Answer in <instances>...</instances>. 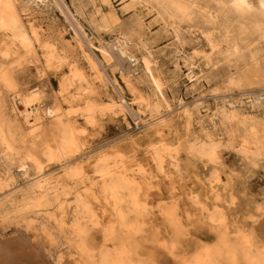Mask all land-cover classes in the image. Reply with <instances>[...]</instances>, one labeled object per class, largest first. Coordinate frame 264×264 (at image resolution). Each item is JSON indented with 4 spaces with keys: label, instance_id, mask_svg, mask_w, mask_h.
Returning a JSON list of instances; mask_svg holds the SVG:
<instances>
[{
    "label": "bare ground",
    "instance_id": "obj_1",
    "mask_svg": "<svg viewBox=\"0 0 264 264\" xmlns=\"http://www.w3.org/2000/svg\"><path fill=\"white\" fill-rule=\"evenodd\" d=\"M20 1L0 0V87L5 86L11 93L8 97L12 99L9 107L4 104L5 101L0 106V147L3 149L0 186L6 189L5 196L0 200V214L5 215L3 220L19 219L18 223L27 216L31 222L27 223L26 231L33 230L31 235L20 232V238L15 239L14 244L22 250L24 245H27L26 248L34 246V255L27 257L30 264H51L41 250L38 252L41 239L50 247L57 240L60 243L63 240L66 250L71 251V262L64 263L63 254L54 258L52 264H160L162 256L150 248H147L150 251L147 254L149 257L144 258L143 251L146 249L140 241L146 240L149 235L144 217L145 211L150 212L146 193L160 178L164 181L159 185L169 182L171 189L176 190V177L181 178L183 165L180 151L166 140L175 122L184 121L188 136L199 130V135L189 136V152L193 156L217 163L222 140L200 121L203 110L207 113L210 111L209 106L202 98L196 99L192 105L181 100L180 110L174 113L167 93V81L158 70L157 61L148 44L147 33L151 31V26L145 24L144 16L138 22L145 38L135 39V31L125 30L118 13L110 10L107 14L103 13L101 7L97 8L88 20L96 32L118 31L110 42H106L88 35L81 23L85 17L80 12L82 6L77 8L75 15L66 0H53L74 32L73 42L60 43L37 22L34 14L23 8ZM30 1L38 6L49 0L27 2ZM183 1L130 0L128 5H136L141 10L159 15L164 30L171 34L175 42L174 66L177 71L185 73L194 91L201 81L208 78L201 62H206L208 72L217 71L224 63L231 68L233 53L230 50L233 46L234 53L242 55L235 56V60L244 58L240 48L230 40L228 32L224 39L220 38L219 26L225 25V22L226 25L239 23L240 32L243 33L251 25L254 33L264 36V0H215L220 5L217 14L211 10L199 13L200 21L210 25L211 29L209 33L203 32L206 46L198 44L192 48V52L186 49V37L180 31L176 19L182 16L187 18L185 22L194 21V10L189 8L191 5L197 7L198 0H192L189 6L183 4ZM102 3L111 6L112 0H102ZM24 17L28 18L27 21ZM38 48L44 52L43 60L37 68L41 77L45 76L48 69L60 71L66 67L59 91L53 95L54 103L50 107L39 102V87L32 86L19 91L18 83L12 76L15 69L28 62L29 56L39 61ZM180 56H183L186 71L181 67L178 59ZM79 57L86 62L85 65L80 63ZM255 65L235 77L231 76L228 85L244 84L251 89L256 87L264 77V70L258 63ZM108 69L113 74L116 70L121 73L125 87L109 74ZM141 84H145L149 92H143ZM109 85H112L118 100L112 96L106 100L101 99L102 89L106 87L104 90H107ZM125 90L133 96L130 103L125 98ZM217 100H220L222 106L207 115L208 124L216 127L220 119L223 127L228 126L225 123L235 122L240 125L246 132L241 153L251 161L257 160L263 155L264 145L258 137L261 136V130L257 128L253 114L264 110V90L258 88L242 94L239 99L225 96ZM246 106L252 113L243 109ZM2 109L9 110L11 120L3 117ZM126 112L135 120L142 121L153 134L152 139L156 140L149 146L150 163L155 172L137 163L136 153L124 156L122 152H117L114 157L118 159L110 162L112 157L109 154L103 155L105 151L100 154L99 148L97 154L90 151V155L83 153L69 159L81 150V143L90 127L98 128L104 116H125ZM48 117L51 118L49 123ZM19 119L22 123H19ZM196 125L200 127L197 129ZM47 133L53 135L49 140L52 144L46 140ZM17 135L32 143L30 151L24 155L16 151L14 141ZM42 146V154L47 162L54 163L60 159L59 173L46 170L36 156ZM16 163H20L19 172H22L26 180L24 186L17 185L13 171ZM87 166H91L88 171L85 170ZM212 173L207 186L208 196L200 198L192 191L189 193V201L194 206L195 215H198L197 221L203 224L205 221L214 232L213 242L199 245L192 254H175L174 244L168 247V251L174 257H179L177 264H264V224L245 230L237 226V223H231L225 211L227 200L222 199L227 184L218 175V170L214 169ZM174 174L177 176H172ZM162 202L158 208L169 222L172 235L178 237L187 234V229L181 224L178 205L171 208L172 203ZM191 212H184L190 220ZM255 212L264 218L263 203H258ZM106 213L109 216L103 221ZM253 222L258 223V220ZM91 227L103 228L104 231L105 244L99 252L90 246ZM156 241L160 242L158 238ZM108 242H113V251L106 245ZM161 244L167 248L166 243ZM17 247L13 248L6 241H0V264L18 262L19 257H12Z\"/></svg>",
    "mask_w": 264,
    "mask_h": 264
},
{
    "label": "rangeland",
    "instance_id": "obj_2",
    "mask_svg": "<svg viewBox=\"0 0 264 264\" xmlns=\"http://www.w3.org/2000/svg\"><path fill=\"white\" fill-rule=\"evenodd\" d=\"M27 1L28 0H21V5L25 10L34 14L37 22L42 24L43 27L48 30L47 32L51 35V37L57 38L60 43L64 41L73 42L74 32L66 18L54 4L53 0H49L46 3L44 2V4L39 3L38 6L31 1L29 3ZM66 1L75 15L77 14V8L79 9V6H82V11L80 12L83 13L85 17L81 20V23L88 35H90L91 38H99L106 42H110L113 37L118 34V31H116V33L105 31L99 33L96 32L88 20H90L91 15L94 14V11L97 8L101 7V9L104 10L103 13L107 14L110 10L118 13L121 16V20L123 21L122 25L124 24L125 30L135 31V39L144 37L138 22L139 18L144 16L145 24L151 26V31L147 33L148 44L150 45L151 51L157 61L158 70L163 74L165 80L167 81V93L172 102L174 113H177L178 110H180L181 100H183L187 105H192L196 99L202 98L206 101L210 111L207 113L203 110L200 116L201 120L200 118H198V120L203 121V124L211 131L215 132L222 140L221 146L218 150L217 163L211 162L204 157L193 156L189 152V136L199 135V130L196 131L195 134L192 133L188 136L184 126V121L174 123L172 133L166 137V140L170 143V145L178 148L180 151L183 165L182 175L181 178L176 177V190L171 189L172 186L169 182L159 185L162 181H164L163 178H160L158 182L155 183V186L146 193V200L149 203L148 209H150V212H144L145 222H147V235L149 233L148 238L146 240H140L146 249L143 251V253H145L144 258L149 257L147 254L150 253V251L147 248H150L153 252H157L159 253V256H162L160 264H177L179 257H174L168 251V247L170 245H176V249L174 250V252H176L175 254L184 255L192 254L198 246L203 243L213 242L214 232L211 230L209 225H206L207 223H205V221H203L204 224L197 221L198 215H195L196 212L194 210V206H192V203L189 201V193L195 191L200 198H206L208 196L207 186L212 178V172L214 169L218 170V175L227 184V190L224 191L225 195L222 199L223 201L227 200V207L225 211L227 212L229 221L231 223H237V226L244 228L245 230H252V228L254 229L255 227L257 228L263 225L264 218L259 217L255 211L258 203H263L264 205V151L262 156L256 158L257 160H249L241 153V145L243 139L246 137L245 130L235 122L230 124L225 123L228 126L223 127L224 124L221 123L220 119L218 126L212 127L208 124L207 115L213 114L219 107L222 106L220 100H217V98L234 96L236 99H239L242 94H248L251 91L253 92L258 90V88L264 90V77L260 84L256 85V87L253 86V89L244 86V84L242 86L228 85V81L231 76L235 77L246 68L256 66L255 64L257 63L264 70V36L254 33V30L251 29V25L245 32L242 33L240 32L241 25L239 23L226 25L224 20L225 25L218 27L220 38L224 39L225 34L228 32L230 40L240 48V52L243 53L244 58L235 60V56L240 57L242 55L234 53L233 46L230 50V52L233 53L231 68L226 66L224 63V65L219 67L217 71L210 70L208 72L206 62H201V65L207 71L208 78L201 81V84L197 86L198 88L193 91L190 88L192 84L185 76V73L182 74L177 71L174 66L173 61L176 57L174 51L175 42L172 39L171 34L164 30L161 18L155 12L150 13L147 10H141V7L136 5L130 6L128 5L130 0H121L119 2H114V0H112L111 6L103 4L102 0ZM191 1L192 0H185L183 1V4L189 6ZM222 1L227 2V0ZM196 4H198L197 7L196 5H191L192 7L189 8V10H194V21L185 22L187 18L182 16L176 19L179 23L180 31L185 34L187 44L186 49L190 52H192V48L198 44H201L203 47L206 46L205 34H203V32L209 33L211 31L210 25L203 24L200 21L201 15L199 13H206L211 10L215 11L217 14V11L220 8L219 2L215 0H198ZM24 19L27 21L28 18L24 17ZM220 20L223 22V19ZM225 26L228 28L227 31ZM0 39H2L1 35ZM93 42L98 44L96 39H93ZM43 54L44 52L38 48L37 57H39V61H36V57L29 56L28 62H25L21 67L15 69L12 76L18 83L17 85L19 91L32 86L39 87L41 93L39 102H42L45 107H50L54 103L53 95L59 91L62 75L65 72L66 67L60 71L53 68L48 69L45 76L41 77L37 68L40 64L39 62H42L43 60ZM182 57L183 56H180L178 59H180L183 71H186L185 61ZM79 59L82 65L86 64L81 57H79ZM108 72L112 77L116 78L123 87H125L122 82L121 73L118 70H116L114 74L111 69H108ZM176 86L178 88L175 90ZM104 89H106V87L102 89V93L100 94L101 99L106 100L107 97L112 96L118 100V96L116 95L112 85H109L107 90ZM140 89L143 92H149V88L145 84H141ZM10 94L11 93L8 92L5 86L0 87V106L4 101V104H6L7 107L11 105L12 99L11 97H8ZM124 95L129 103L132 102L133 96L128 92V90H125ZM243 109L252 113L250 108L247 106ZM1 114L6 120L12 119L11 113L8 109H2ZM253 115L255 116L257 128L261 130V136L258 135V137L263 141L264 145V110L256 114L254 113ZM50 119V117L47 118V123H49ZM18 121L19 123H22L20 119ZM199 127V125H196L195 128L198 129ZM46 135L47 141L51 140L53 137L50 133H47ZM152 138L153 134L145 127L144 123L140 120H135V118H133L128 112H126L125 116H113L110 114L102 118L98 128L94 129L90 127L88 129V132L84 137L85 140L83 139L81 143V150L73 154V156L69 157V159H74L83 153L90 155V151H93L96 154L98 152L103 154V151H105L103 155L109 154L112 157L110 162H112L118 159L114 157L117 152H122L124 156H132L136 153L138 160L137 163L140 162L155 172V168L153 167V164L150 163L149 158V146L156 142V140ZM49 143L52 144L50 141ZM14 145L16 151L21 155L26 154L32 147V143H30V141L21 139L19 135L16 136ZM178 145L181 146L178 147ZM43 148L44 146L39 148L36 156L40 159V162L46 170L59 173L61 167L60 159L54 163L47 162L42 154ZM99 148H101V150L96 152ZM2 151L3 149L0 147V172H2L3 167L1 159ZM19 165L20 163H16L13 171L17 185L24 186L26 180H24L22 172H19ZM90 169L91 166H87L85 168L86 171ZM172 176L177 175L174 174ZM165 180L169 181L167 179ZM5 190L4 186H0V200L5 196ZM162 200L172 203L171 208L178 205L179 208L177 210L181 219V224L184 229H187V234L178 237L172 235V228L169 222L161 215L158 208L159 204L163 203ZM231 203L232 205H230ZM185 210H188L189 212L192 211L191 220L186 217L187 215L184 213ZM4 216V214H0V241H6L13 248L17 247V245L14 244V241L15 239L18 240V238H20V232L25 235H31V233H33V230L26 231L27 223L31 221L26 216L22 221H20V223H18L19 219L16 220L15 218H8L3 220ZM13 216L18 215L13 214ZM108 216L109 213H106L103 221H105ZM253 220H258V223L253 222ZM16 230H19V232ZM103 232V228L99 227H91V229H89V233L91 234L90 246L96 250V252L102 250V246L105 244ZM157 238L160 242L156 241ZM61 241L62 243L57 240L55 245L50 247L41 239L38 252L40 253L39 250H41L43 256L51 264L53 263L54 258L63 254L65 255L63 262L69 263L72 260V257L69 256L71 251H67V246L63 244V240ZM161 243H166L167 248L162 246ZM106 245H108L110 251H113V242H108ZM26 246L27 245L22 246L23 250L22 248L18 249V247L15 249L12 257H19L17 258L18 262L15 261V264H30L27 257L34 255L33 252L36 250L33 245L28 248H26Z\"/></svg>",
    "mask_w": 264,
    "mask_h": 264
}]
</instances>
